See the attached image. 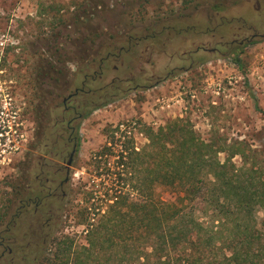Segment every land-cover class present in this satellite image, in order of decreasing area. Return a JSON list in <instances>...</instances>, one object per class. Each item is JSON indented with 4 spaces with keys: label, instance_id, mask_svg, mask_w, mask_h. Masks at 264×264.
<instances>
[{
    "label": "rangeland",
    "instance_id": "1",
    "mask_svg": "<svg viewBox=\"0 0 264 264\" xmlns=\"http://www.w3.org/2000/svg\"><path fill=\"white\" fill-rule=\"evenodd\" d=\"M188 1L0 0V202L12 199L11 194L22 191L26 183H33L40 164L60 167L62 161L42 149L43 145H53L52 138L44 140V136L58 111H49L79 86L82 65L87 64L85 73L99 76L88 79L84 86L91 94L72 101L80 105L78 111L89 114L75 124L77 152L63 188L64 199L60 201L58 193L51 203L58 216L49 231L47 249L52 248L53 238L71 239L72 250L85 244L86 227L78 221V214L89 204L99 205L100 211L89 216L95 223L105 211L101 201L104 191L127 189L131 199L136 198L134 191L145 165L127 164L118 178L120 168H115L113 158L106 159L105 167L97 171L91 164L90 155L107 144L110 135L120 141L127 139L128 146L140 152L147 145L142 129L155 130L168 121L181 120L202 141L219 139L227 146L239 147L246 167L254 161L264 165V36L235 51L225 46L232 39L240 41L264 33V0H229L219 11L212 7L214 0ZM89 34L99 38L88 51ZM146 35L153 38H144ZM127 36L133 39L128 42ZM108 45L117 47L113 52L117 56L100 64ZM212 48L218 53H210ZM50 65L63 75L46 74ZM167 73L171 74L163 78ZM111 81L127 90L100 105V91L107 92ZM177 97L182 104L173 105L170 113L153 106L157 99L174 101ZM56 146L61 150L60 144ZM224 156L216 155L220 161ZM231 161L240 166L238 156ZM146 168L152 170L150 159ZM56 178L61 180L63 174ZM88 191L94 192L89 203L83 200V192ZM153 194L166 201L174 199L169 189L160 185L153 187ZM199 203L185 210H193V217L205 223L207 217L195 211ZM263 216L256 206L252 218H243L260 233H254L259 239L264 238ZM235 219L242 222L230 217L227 228L220 229L217 237L234 234L230 227ZM36 225L23 221L10 229L15 252L27 247ZM212 227L219 230L215 224ZM137 243L145 244L142 239L127 240L124 255L122 248L113 244L94 262L136 264L132 247ZM23 254L27 256L23 264H34L40 252L25 250ZM215 257L208 254L205 263H213Z\"/></svg>",
    "mask_w": 264,
    "mask_h": 264
},
{
    "label": "trees",
    "instance_id": "2",
    "mask_svg": "<svg viewBox=\"0 0 264 264\" xmlns=\"http://www.w3.org/2000/svg\"><path fill=\"white\" fill-rule=\"evenodd\" d=\"M184 1L189 3L188 0ZM227 1L214 0L212 7L217 11L222 10L225 7L223 3ZM86 38L88 43L85 49L89 51L99 35L89 34ZM86 38L82 39V43ZM144 38L153 36L146 35ZM131 39L127 36L128 42ZM105 50L98 60L100 64L109 57L117 56L113 53L118 50L117 47L108 45ZM234 62H239L237 54ZM87 69V64H84L78 72L86 74ZM50 72L63 75L51 65L47 67L46 74ZM116 87L108 86L107 92L99 95L97 102L102 105L123 94ZM92 104L90 107H93ZM88 114L86 112L82 117ZM141 132L147 145L140 152L129 147L127 139L120 141L110 135L108 145L90 155L96 171L101 166L105 167L106 159L113 158L115 168H120L116 173L118 178L127 164L130 166L141 162V166L145 165L134 191L136 198L131 199V190L127 189L104 191L101 201L105 211L95 223L89 216H93V211L97 212V209L100 211L99 205L89 204L78 214V221L86 227L85 244L72 250L71 239L53 238L50 242L52 248L44 247L34 264H95V257L110 251L113 244L120 246L123 255L126 254V241L130 238L145 242L132 247L136 264H201L212 253L216 257L211 264H264V238L259 239L258 235H254L260 233L254 232V228L244 221L252 218L256 206L264 215V165L254 161L246 167V159L239 147L227 146L219 139L202 141L194 135L190 125L181 120L168 121L155 130L146 127ZM74 136L76 138L75 130ZM220 153L225 154L222 161L216 157ZM234 156L240 160L239 167L231 161ZM149 159L151 171L146 168ZM123 182H126L124 176ZM145 182L148 187L144 192L142 188ZM156 185L169 189L174 199L166 201L154 195L153 187ZM93 194L92 191L83 192L84 202L93 200ZM10 200L0 202V227L6 224L4 218ZM195 202H200L195 211L207 217V222L202 223L194 218L193 210L186 213V207L193 206ZM232 216L242 221L233 220L230 228L234 229V234L217 237L220 229L227 228ZM214 224L218 226V231L213 229ZM194 253L197 256H193ZM205 262L207 260L204 264H210Z\"/></svg>",
    "mask_w": 264,
    "mask_h": 264
},
{
    "label": "flooded vegetation",
    "instance_id": "3",
    "mask_svg": "<svg viewBox=\"0 0 264 264\" xmlns=\"http://www.w3.org/2000/svg\"><path fill=\"white\" fill-rule=\"evenodd\" d=\"M258 36L262 37L264 33L262 35L252 34L248 38H243L240 41L232 39L230 42L226 43L225 46L228 51L233 49V51H235L242 47L244 43L248 45L252 39ZM209 52L215 54L218 53V49L212 48L209 49ZM170 74L171 73H167L163 78L168 77ZM95 77L99 78L98 74L94 72L92 75L82 73L79 86L74 88L72 92L65 97H62L60 103L52 105L49 112H58L54 114L55 119L53 120L52 126L48 129V133L44 136V140L52 138L53 145L50 147L48 145V148L46 145H43L42 149H48L49 151L46 154L53 158L60 159L62 163L60 167L47 163L40 164L39 174L34 176V182L26 183L23 185L24 189L22 191L20 190L19 192L11 194L12 200L9 202V207L4 218L6 224L0 230V264H23L27 258V256L23 254L25 250L37 253L45 246L52 224L57 221L56 219L58 216L57 210L52 207L51 203L54 204L58 193L59 199L61 201L64 199L65 193L63 192V188L68 183L69 170L71 169L73 159L77 152L76 138L74 136L75 124L82 118L84 113L78 111L80 105H74L72 101L79 96L91 94V90L89 89L84 91V86L88 79L93 80ZM119 80L116 81L119 82ZM128 82L131 81L128 80ZM157 82L156 80L155 83ZM113 83L114 81H111L110 85H113ZM116 88H118L120 92L127 90L118 86ZM100 92L105 93L106 91ZM88 103L91 104L90 101H88ZM57 144L61 145V150L56 146ZM61 174H63V178L58 180L56 177ZM15 204L16 207H13ZM23 221L35 222L37 225L34 227L35 229L32 234H30L31 239L27 247L20 249L19 252H15L12 247L13 243H15L14 236L11 235L10 229L15 228L16 223Z\"/></svg>",
    "mask_w": 264,
    "mask_h": 264
},
{
    "label": "built area",
    "instance_id": "4",
    "mask_svg": "<svg viewBox=\"0 0 264 264\" xmlns=\"http://www.w3.org/2000/svg\"><path fill=\"white\" fill-rule=\"evenodd\" d=\"M189 97H193L192 95H189ZM178 105L181 106L182 104V99L180 97H177V99H175L174 101H172V99H157L156 102L154 103L153 106L157 107V109H159L160 111H165L166 113H170L171 112V108L173 105ZM178 109V107H177ZM155 124V123H152Z\"/></svg>",
    "mask_w": 264,
    "mask_h": 264
},
{
    "label": "water",
    "instance_id": "5",
    "mask_svg": "<svg viewBox=\"0 0 264 264\" xmlns=\"http://www.w3.org/2000/svg\"><path fill=\"white\" fill-rule=\"evenodd\" d=\"M73 152V151H72Z\"/></svg>",
    "mask_w": 264,
    "mask_h": 264
}]
</instances>
